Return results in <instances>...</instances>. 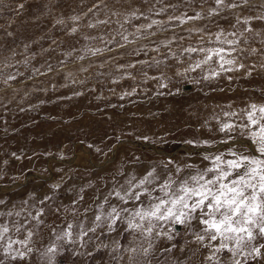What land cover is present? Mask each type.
Here are the masks:
<instances>
[{
    "label": "rangeland",
    "instance_id": "374dc122",
    "mask_svg": "<svg viewBox=\"0 0 264 264\" xmlns=\"http://www.w3.org/2000/svg\"><path fill=\"white\" fill-rule=\"evenodd\" d=\"M214 7V0H0V225L10 229L0 242V264H48L44 253L53 244L55 264H129V255L136 264H210L195 221L158 225L161 235L153 234L145 256L149 239L122 231L120 222L110 230V220L94 216L130 175L155 168L163 179L175 164L203 168L209 163L203 155L249 143L237 129L235 140L221 144L226 134L219 125L241 122L226 112L264 104V20L253 19L251 32L236 23L237 16L264 15V0L209 17ZM197 12L204 18L182 25L168 19ZM153 19L162 22L148 30L154 35L137 32ZM221 30L239 41L234 70L220 72L217 62L190 70L202 54L183 51L188 47L230 51L216 41ZM169 159L174 164L166 170ZM109 201L125 207L114 196ZM41 209L44 223L37 225L31 217ZM69 223L72 242L56 240ZM81 224L95 231L81 237ZM28 230L33 253L25 261L5 255L7 240L25 239ZM133 247L135 254L126 251ZM243 264H264V257Z\"/></svg>",
    "mask_w": 264,
    "mask_h": 264
},
{
    "label": "snow or ice",
    "instance_id": "6c2138e0",
    "mask_svg": "<svg viewBox=\"0 0 264 264\" xmlns=\"http://www.w3.org/2000/svg\"><path fill=\"white\" fill-rule=\"evenodd\" d=\"M249 0H243V5H247ZM215 7L209 10L208 16H218L222 9H235L243 5L236 0H214ZM163 11V9H161ZM159 15V13H156ZM132 16L139 19L143 13L134 12ZM204 17L200 12L194 16L183 13L180 16H170L169 21H179L185 24L189 21L200 20ZM74 21L78 17L72 18ZM253 19L264 20V15L257 17L241 18L237 16L236 23L244 24V31L251 32L253 29L248 27ZM63 23V21H58ZM106 23V21H101ZM161 21L151 20L150 23L137 27V32L148 31ZM91 26V25H90ZM235 27V25H233ZM77 29L73 27L72 33ZM200 32L202 29H193ZM149 35H154L148 31ZM242 35V33H241ZM235 32L225 33L223 30L216 34V41L221 45H227L230 51H225L224 47L215 48H194L188 47L183 51L187 53H201L202 59L198 60L193 68L195 71L210 62L219 64L220 72L232 71L236 65L233 58L235 46L239 43L235 37ZM125 40L127 36L123 37ZM169 43H164L163 47H169ZM159 51V47L154 49ZM97 51H100L97 49ZM83 59V57H81ZM159 63V61H157ZM228 66V67H226ZM129 67H135L130 65ZM239 64L235 70L243 68ZM220 72L213 71L212 76L220 75ZM13 77H10V79ZM209 77H205L208 79ZM226 117H240V123L224 122L219 125V131L226 134V138L220 141L221 144H229L235 140L232 133L239 129V134L249 143H242L239 147L231 145L228 150L218 151L215 154L203 155V160L208 161L203 168L194 164H175V173L166 172L163 179L155 168L147 170L143 175H130L119 188H114L105 197L104 202L98 206V212L94 216V222H101L104 219L110 220L108 227L112 230L118 222L126 225L125 229L133 233H139L149 239V245L143 249L145 256L152 248L151 238L157 231L160 224L185 225L191 226L193 221L199 226L195 233V239L201 247L208 249L209 254L205 259L210 264H243L249 257H264V104L250 103L240 112H226ZM193 147H213L207 140L197 144L195 141H185ZM91 147V145H89ZM174 164L169 159L164 165L167 170L168 165ZM184 169H188V174L181 176ZM153 193H156L153 195ZM114 196L125 207L118 208L110 203L109 197ZM51 199V197H46ZM83 199V197H81ZM43 203V201H41ZM109 204L110 211H106L104 204ZM87 211V210H86ZM127 214L123 216L122 214ZM3 215V214H0ZM8 216L12 213L8 212ZM19 215V213H17ZM31 215V214H30ZM44 215L43 209L38 211L32 220L37 225L44 223L41 216ZM23 225L16 227L19 232ZM73 225L69 223L67 230L61 235H56V240H65L71 243ZM81 237L86 236L88 231H95V228L84 230L83 224L80 225ZM10 229L6 225H0V242H3ZM33 231L28 230L27 236L22 240H7V246L3 249L5 255L25 261L33 253L31 246ZM168 239L171 235L164 233ZM14 244H19L22 250H16L13 254ZM132 254L137 252L136 248H130ZM57 252L55 244L46 249L44 255L49 256L48 264H55V254ZM229 255L224 257V253ZM129 264H136L135 255H129Z\"/></svg>",
    "mask_w": 264,
    "mask_h": 264
}]
</instances>
